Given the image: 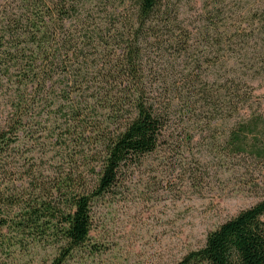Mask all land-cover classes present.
Segmentation results:
<instances>
[{
    "label": "trees",
    "instance_id": "obj_1",
    "mask_svg": "<svg viewBox=\"0 0 264 264\" xmlns=\"http://www.w3.org/2000/svg\"><path fill=\"white\" fill-rule=\"evenodd\" d=\"M255 1L242 28L209 11L198 31L173 0H0V264L85 245L91 202L162 143L173 100L207 123L240 117L230 150L264 159L261 115L243 117L264 70ZM238 32L260 50H229ZM173 264H264V199Z\"/></svg>",
    "mask_w": 264,
    "mask_h": 264
},
{
    "label": "rangeland",
    "instance_id": "obj_2",
    "mask_svg": "<svg viewBox=\"0 0 264 264\" xmlns=\"http://www.w3.org/2000/svg\"><path fill=\"white\" fill-rule=\"evenodd\" d=\"M173 2L182 16L195 19L198 31L209 11L234 22L232 28H242L247 10L262 4L255 0ZM252 22L261 27L264 21L256 17ZM238 34L229 50L241 49L249 56L260 50L258 37L245 45ZM198 46L204 51L201 42ZM250 84L253 103L243 117L260 114L259 130H263L264 70ZM169 111L162 143L137 165L124 168L109 192L93 199L88 240L63 264H173L201 247L209 231L264 199V159L234 153L228 146V134L240 117L207 123L202 114L186 111L177 100ZM57 254L56 246L34 244L14 250L5 262L50 264Z\"/></svg>",
    "mask_w": 264,
    "mask_h": 264
}]
</instances>
